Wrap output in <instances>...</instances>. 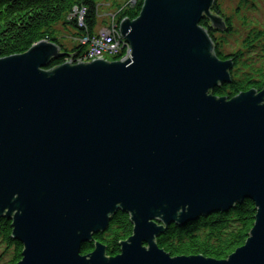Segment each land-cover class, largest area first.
Returning a JSON list of instances; mask_svg holds the SVG:
<instances>
[{"label":"water","instance_id":"obj_1","mask_svg":"<svg viewBox=\"0 0 264 264\" xmlns=\"http://www.w3.org/2000/svg\"><path fill=\"white\" fill-rule=\"evenodd\" d=\"M217 0H144L119 34L125 61L66 63L57 44L0 59V220L18 264H264V89L232 100L209 32L228 30ZM251 201L254 227L227 260L172 258L167 228ZM118 212L133 234L117 257L94 245Z\"/></svg>","mask_w":264,"mask_h":264},{"label":"trees","instance_id":"obj_2","mask_svg":"<svg viewBox=\"0 0 264 264\" xmlns=\"http://www.w3.org/2000/svg\"><path fill=\"white\" fill-rule=\"evenodd\" d=\"M130 0L124 6L115 4V23L123 20H136L141 11L144 0ZM100 0H0V59L26 54L33 46L41 42L59 45L65 57L53 60L47 71L56 69L69 60L73 64L81 63L86 54V47L79 44L81 37L92 35L99 26ZM248 0H242L241 6H246ZM85 8L87 14L84 26H80L78 19L73 16L74 9ZM213 13L220 15L227 23L228 30L225 37L218 38V32L211 28V24L202 20L205 28L216 47L219 59L232 60L235 67L231 72L232 82L222 85L211 92L215 97L232 100L236 96L252 90L258 92L264 89V26H249L247 37L241 41L237 51L231 55L225 53L228 45L226 38L234 33L232 17H228L219 0L216 1ZM60 25L65 32L73 31L71 40L76 44L66 47L62 43L59 31ZM120 31V30H119ZM259 48L262 51L260 63L254 71L251 65L246 64L245 53ZM125 54V53H124ZM121 57L116 59L120 61ZM249 70V71H248ZM256 207L251 201L238 204L229 213L201 218L186 227L174 224L167 228L165 233L157 239L158 246L172 258L204 256L218 261L227 260L237 249L243 247L254 227ZM12 224L6 219L0 220V264H18L22 260L24 247L12 240ZM133 234V225L130 216L118 212L111 219L106 233L94 236L93 243L83 248L82 255L93 252L94 245L101 243L107 248L109 257L120 254V244L127 241ZM8 258V259H7Z\"/></svg>","mask_w":264,"mask_h":264},{"label":"rangeland","instance_id":"obj_3","mask_svg":"<svg viewBox=\"0 0 264 264\" xmlns=\"http://www.w3.org/2000/svg\"><path fill=\"white\" fill-rule=\"evenodd\" d=\"M128 1L130 0H100L101 17L99 20L98 29L106 27L111 24L110 17L111 15H114L117 11L115 4L124 6L126 3H128ZM241 1L242 0H219V4L221 5L224 13L228 17H232V21L234 25V33L226 37L228 39L227 41H229L228 45L225 48V53L227 55H231L232 52L237 51L238 47L241 44V41L247 37L246 34L248 33L249 26L250 27H252L253 25H259L260 27L264 26V0H248V4L246 6H241ZM211 14L218 16L217 14L213 13V10L211 11ZM207 21L210 23L209 20ZM59 31L62 33L63 37H66L65 40L62 39V43L65 44L66 47L69 48L71 47V45L76 44V41L71 40L74 35L73 31H68L66 33L61 25ZM223 33L225 32H218L217 37L219 39L225 37ZM122 40L124 39L122 38ZM130 49L131 47L129 46V51L127 55L130 54L131 51ZM254 50L256 51L250 50L249 52H244L245 53L244 58L246 59V64L251 65L250 71H254L257 68V66L260 63V58L263 55L262 51L259 48H256ZM129 58L130 57H128V59ZM107 59L109 58L107 57ZM126 59L127 57H125L122 61H125ZM93 61L89 63H92ZM68 63H72V62L69 60ZM2 250L3 248L2 246H0V251Z\"/></svg>","mask_w":264,"mask_h":264},{"label":"built area","instance_id":"obj_4","mask_svg":"<svg viewBox=\"0 0 264 264\" xmlns=\"http://www.w3.org/2000/svg\"><path fill=\"white\" fill-rule=\"evenodd\" d=\"M80 25H83V20L86 15L85 9H83L80 13ZM120 38L118 32L116 31V27H113L111 31H104L99 36H87L82 40V44L87 46V54L81 62H91L93 60H101L106 56L114 57L120 53H123V59L125 57H130L128 54L129 46L126 42ZM131 50V49H130ZM125 53V54H124Z\"/></svg>","mask_w":264,"mask_h":264}]
</instances>
